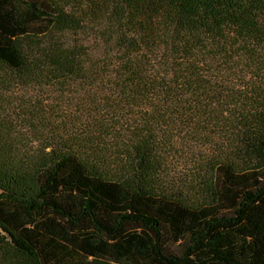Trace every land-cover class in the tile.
I'll list each match as a JSON object with an SVG mask.
<instances>
[{
	"label": "trees",
	"instance_id": "1",
	"mask_svg": "<svg viewBox=\"0 0 264 264\" xmlns=\"http://www.w3.org/2000/svg\"><path fill=\"white\" fill-rule=\"evenodd\" d=\"M0 264H264V0H0Z\"/></svg>",
	"mask_w": 264,
	"mask_h": 264
}]
</instances>
